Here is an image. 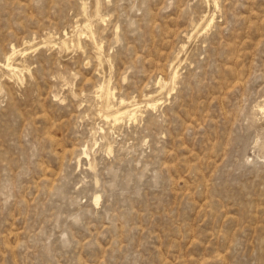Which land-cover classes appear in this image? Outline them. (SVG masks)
<instances>
[{"label":"rangeland","instance_id":"rangeland-1","mask_svg":"<svg viewBox=\"0 0 264 264\" xmlns=\"http://www.w3.org/2000/svg\"><path fill=\"white\" fill-rule=\"evenodd\" d=\"M96 1L0 0V264H264V0Z\"/></svg>","mask_w":264,"mask_h":264},{"label":"bare ground","instance_id":"bare-ground-1","mask_svg":"<svg viewBox=\"0 0 264 264\" xmlns=\"http://www.w3.org/2000/svg\"><path fill=\"white\" fill-rule=\"evenodd\" d=\"M96 1V0H95ZM99 1V0H98ZM97 2V1H96ZM214 2H217V0L216 1H214ZM213 2V3H214ZM85 3V2H84ZM100 3V1L98 2V4ZM83 4V3H82ZM217 4H218V2H217ZM100 5V4H99ZM83 6V5H82ZM86 6V5H85ZM216 6V5H215ZM214 6V7H215ZM95 7H97V3H96V6ZM217 7H218V5H217ZM84 8V7H83ZM100 8V7H99ZM86 10V9H85ZM83 11V10H82ZM99 13V12H98ZM97 14V13H96ZM100 14L101 13H99V16H100ZM206 14V13H205ZM90 15V14H89ZM94 15V14H93ZM211 15V14H210ZM96 16V15H95ZM212 16V15H211ZM98 17V16H97ZM97 17H95V18H97ZM102 17V16H101ZM202 17V16H201ZM210 17V16H209ZM88 18H90V17H88ZM99 18V17H98ZM205 18H206V16H205ZM212 18H213V16H212ZM92 19V18H91ZM101 19H103V18H100V20ZM202 19H203V17H202ZM214 19V18H213ZM84 20H86V19H84ZM88 20V19H87ZM207 20H209V19H207ZM89 21V20H88ZM87 21V22H88ZM98 21V20H97ZM102 21H104V19L102 20ZM210 21V20H209ZM94 22V21H93ZM100 22V21H99ZM209 23V22H208ZM81 24V23H80ZM79 24V25H80ZM85 24V23H84ZM88 24V23H87ZM86 24V25H87ZM207 24V23H206ZM85 25V26H86ZM211 25V24H210ZM94 25H93V23H92V27H93ZM195 26V25H194ZM207 26V25H206ZM78 27V26H77ZM88 27V26H87ZM90 27V26H89ZM91 27V28H92ZM80 29H81V27H79ZM197 28V27H196ZM82 29H83V27H82ZM82 29H81V31H82ZM86 29V28H85ZM85 29H84V31H85ZM87 29H89V28H87ZM76 30H77V28H76ZM91 30V29H90ZM93 30V29H92ZM74 31V30H73ZM78 31V30H77ZM80 31V32H81ZM94 31V30H93ZM89 32V31H88ZM87 32V33H88ZM78 33H79V31H78ZM84 33V35H86L85 33L86 32H83ZM90 33V32H89ZM93 33V32H92ZM79 34H81V33H79ZM191 34H192V32H191ZM71 35H72V33H71ZM70 35V36H71ZM73 35H75L74 33H73ZM90 35H91V33H90ZM94 35V34H93ZM190 35V34H189ZM83 36V35H82ZM87 36V35H86ZM94 36H96V35H94ZM94 36H93V38H94ZM74 37V36H73ZM84 37V36H83ZM189 38V37H188ZM50 39V38H49ZM67 39V38H66ZM91 39H92V36H91ZM47 40V39H46ZM52 40V39H51ZM81 40V39H80ZM90 40V39H89ZM95 40H97V39H95ZM95 40H93L94 42H95ZM63 41V40H62ZM67 41V40H66ZM68 41H70V40H68ZM73 41H75V40H73ZM92 41V42H93ZM43 42H45L44 40H43ZM48 42V41H47ZM50 42V41H49ZM76 42H78V41H76ZM51 43V42H50ZM63 43V42H62ZM64 43H66L65 41H64ZM73 43H75V42H73ZM72 43V44H73ZM99 43V42H98ZM54 44H56V43H54ZM53 44V45H54ZM67 44H68V42H67ZM80 44V43H79ZM78 44V45H79ZM44 45H45V43H44ZM65 45V44H64ZM69 45V44H68ZM75 45V44H74ZM184 45V44H183ZM51 46V45H50ZM63 46V45H62ZM71 46V45H70ZM102 46V45H101ZM81 47V46H80ZM103 47V46H102ZM101 47V48H102ZM13 48V52L8 56V59H7V61L6 62H1V60H0V66H2L4 69H6L8 72H10V73H12L13 74V76L14 75H16V76H18V73H20L19 71H22V70H20L21 68H19L14 62H13V58H14V55L16 54V50H15V48H14V46L12 47ZM17 48H18V46H17ZM29 48V47H28ZM69 47H67V49H68ZM75 48H76V45H75ZM100 48V47H99ZM60 50H62L61 48H59ZM70 49H72V48H70ZM98 49V48H97ZM91 50V49H90ZM93 50V49H92ZM25 51V50H24ZM26 51H28V50H26ZM68 51V50H67ZM103 51V50H102ZM19 52V51H18ZM23 52V51H22ZM94 52H95V50H94ZM97 53H98V50L96 51ZM21 53V52H20ZM27 53V52H26ZM179 53V52H178ZM102 54V53H101ZM18 55V54H17ZM26 55V54H25ZM25 55H23V57L25 56ZM96 55H98V54H96ZM103 55H105V54H103ZM102 55V56H103ZM19 56V55H18ZM99 56V55H98ZM175 56V55H174ZM95 58V57H94ZM176 58H177V56H176ZM6 60V59H5ZM4 60V61H5ZM22 60V59H21ZM99 60V59H98ZM100 60H101V58H100ZM15 61V60H14ZM19 61V60H18ZM100 62V61H99ZM102 63V62H101ZM107 63H108V61H107ZM100 66H102V65H100ZM23 67V66H22ZM27 67H29L28 65H27ZM178 67V66H177ZM177 67H176V69H174V70H172L173 72H172V80L174 81V82H176V79H177V77H178V70H177ZM23 69V68H22ZM25 70V69H24ZM29 70V69H28ZM25 71H27V70H25ZM7 75V74H6ZM5 75V76H6ZM20 75L21 74H19V77H20ZM4 76V77H5ZM23 76V74L21 75V77ZM18 77V78H19ZM22 79V78H21ZM21 79H19V80H21ZM18 80V79H17ZM164 80V79H163ZM13 81V80H12ZM105 81V80H104ZM20 82V81H19ZM22 82V81H21ZM109 82H111L110 81V79H109ZM159 82L160 83H162V87L164 88L165 87V84H167L166 82L165 83H163V82H161L160 80H159ZM106 83V82H105ZM107 83H108V80H107ZM171 84V83H170ZM172 84H173V82H172ZM100 86H99V92H100V95H101V99L100 100H105L106 99V101L108 102V104H107V107L108 108H110V105L111 104H109V102H110V99H111V97L112 96H114V94H112L111 92L112 91H114V90H112L111 91V87L110 88H108L107 86H105V85H107V84H105L104 86H102L101 84H99ZM167 86V85H166ZM159 87H161L160 85H159ZM168 87V86H167ZM171 87H173L172 85H171ZM161 89V88H160ZM171 90H172V88H170ZM163 90V89H162ZM161 90V91H162ZM164 90H166V89H164ZM75 93V92H74ZM73 93V91H72V94H74ZM96 93V92H95ZM115 93V92H114ZM160 93V92H159ZM151 94V93H150ZM76 95V94H75ZM112 95V96H111ZM97 96V95H96ZM146 96V95H145ZM149 96V95H148ZM147 96V97H148ZM73 97H75V96H73ZM98 97V96H97ZM102 97H104V99L102 98ZM151 97V96H150ZM75 98H77V97H75ZM117 98V97H116ZM134 98V97H133ZM99 99V98H98ZM113 99H115V97L113 98ZM145 99H146V97H145ZM157 99V98H156ZM97 101V100H96ZM112 101V100H111ZM115 101V100H114ZM134 101V100H133ZM156 101V100H155ZM104 102V101H103ZM131 102H132V100H131ZM130 102V103H131ZM99 103V102H98ZM97 103V104H98ZM105 103V102H104ZM112 103V102H111ZM128 101H126L125 99H121L120 100V102H119V107L118 108H115L116 110L115 111H113L112 110V114H113V117H112V119H114V121H119L120 119L122 120L123 119V117H125V116H128L130 119H132L133 120V118L134 117H136V113L138 112V107H137V105L136 104H130ZM150 104L151 105V103L150 102H147V104ZM156 102H153V106H155V105H157V104H155ZM148 104V105H149ZM99 105V104H98ZM115 105H116V103H115ZM152 105H151V107H152ZM100 106V105H99ZM105 106H106V104H105ZM113 106V105H112ZM103 107H104V105H103ZM103 107H99V108H103ZM112 108H114V107H111L110 109H112ZM140 108V107H139ZM142 108V107H141ZM104 109V108H103ZM102 110V109H101ZM106 113H104V114H108L107 113V111H105ZM109 113H110V111H109ZM140 113V112H139ZM99 116V115H98ZM100 116H102V115H100ZM109 117H110V115H108ZM103 117H105V116H102V118ZM111 118V117H110ZM111 119V120H112ZM135 119V118H134ZM103 120H105V119H103ZM110 120V119H109ZM111 120H110V122H111ZM123 121V120H122ZM121 121V122H122ZM109 122V121H108ZM112 123V122H111ZM109 124V123H108ZM114 124V123H113ZM113 124H109V125H113ZM113 126H115V125H113ZM109 148V147H108ZM84 150V149H83ZM87 150V149H86ZM87 152L88 151H84L83 152V154H85V155H87ZM82 154V153H81ZM79 155H80V153H79ZM99 198V197H98ZM97 199V198H96ZM95 201H99V200H95ZM98 203V202H97Z\"/></svg>","mask_w":264,"mask_h":264}]
</instances>
